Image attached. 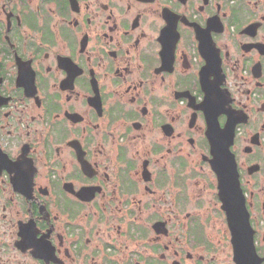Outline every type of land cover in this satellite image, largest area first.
<instances>
[{
    "label": "flooded vegetation",
    "instance_id": "af4514ba",
    "mask_svg": "<svg viewBox=\"0 0 264 264\" xmlns=\"http://www.w3.org/2000/svg\"><path fill=\"white\" fill-rule=\"evenodd\" d=\"M0 264H264V0H0Z\"/></svg>",
    "mask_w": 264,
    "mask_h": 264
}]
</instances>
